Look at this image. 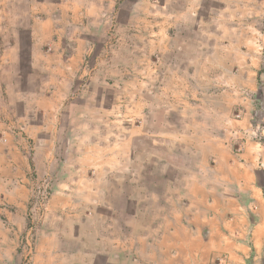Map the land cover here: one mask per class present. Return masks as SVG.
<instances>
[{
  "label": "rangeland",
  "instance_id": "obj_1",
  "mask_svg": "<svg viewBox=\"0 0 264 264\" xmlns=\"http://www.w3.org/2000/svg\"><path fill=\"white\" fill-rule=\"evenodd\" d=\"M86 4L0 90V264H54L40 234L100 211L180 214L171 264H264V0Z\"/></svg>",
  "mask_w": 264,
  "mask_h": 264
},
{
  "label": "crops",
  "instance_id": "obj_2",
  "mask_svg": "<svg viewBox=\"0 0 264 264\" xmlns=\"http://www.w3.org/2000/svg\"><path fill=\"white\" fill-rule=\"evenodd\" d=\"M16 1H0V14H3V23L5 22L2 26L0 21V28L2 33L7 31L0 42V90L5 87L10 93L14 86L12 68L22 60L25 51H30L34 67L43 69L47 68L44 63L48 57H55L53 55L57 52L59 54L60 45H63L61 51H66L68 42L61 36H56L59 26L53 15L55 10L61 14H69L88 5L87 0H60L56 4L43 0H31V3L23 0L28 6L20 9L17 8ZM16 12L31 15L33 21L26 23L23 18L14 22ZM38 14L44 16L40 17ZM51 44L56 45L54 52L45 53L42 47ZM112 171L108 170L107 174ZM109 183L105 179L101 190L92 193L90 205L98 208L109 203ZM97 187L100 185L94 183L93 190ZM49 205L48 210L51 212L45 213L47 218L54 216V211H57L52 206V201ZM72 217L71 225L68 224L71 214L61 216L58 217L61 219L59 226L50 233L40 234L39 240L45 244L43 251L54 256V264H171V261L182 254L177 250L181 246L178 235L186 231V225L184 218L178 213H157L147 218L146 214L140 212L120 214L100 211L94 214L74 213Z\"/></svg>",
  "mask_w": 264,
  "mask_h": 264
}]
</instances>
